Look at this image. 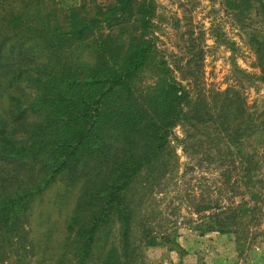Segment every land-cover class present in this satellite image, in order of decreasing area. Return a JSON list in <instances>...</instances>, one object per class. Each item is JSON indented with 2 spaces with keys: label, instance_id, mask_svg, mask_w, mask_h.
Here are the masks:
<instances>
[{
  "label": "trees",
  "instance_id": "1",
  "mask_svg": "<svg viewBox=\"0 0 264 264\" xmlns=\"http://www.w3.org/2000/svg\"><path fill=\"white\" fill-rule=\"evenodd\" d=\"M154 14L153 0H0V264L46 248L32 204L56 181L78 190L54 264H142L182 227L232 233L240 259L264 243V108L238 87L198 86L189 60L173 75ZM251 42L264 84V38ZM171 182L181 208L158 217L149 203Z\"/></svg>",
  "mask_w": 264,
  "mask_h": 264
},
{
  "label": "rangeland",
  "instance_id": "2",
  "mask_svg": "<svg viewBox=\"0 0 264 264\" xmlns=\"http://www.w3.org/2000/svg\"><path fill=\"white\" fill-rule=\"evenodd\" d=\"M56 1L61 7L79 5L91 8L95 4H109L113 0ZM153 4L152 35L158 56L167 61L173 75L181 78L183 72L180 68L189 60L190 65L183 67V70L186 73L198 72L195 75L198 86L205 90L238 87L250 110L261 111L264 108V84L257 80L260 68L251 45L252 39L264 38V0H249L248 4L241 0H153ZM103 33L105 36L102 37H105L103 39L111 49L115 45L119 47L125 38L118 29ZM145 81L150 83L147 79ZM183 134L181 127L174 129L177 137ZM171 144L176 146L182 168L188 159L175 139ZM173 187L174 183L171 182L165 193L155 195L154 203H149L155 215L159 211L158 217L171 218L170 207L176 204L180 207L179 198H174L171 192ZM77 190L76 186L70 187L56 181L35 199L31 215L33 232L35 236L42 237L46 230H50L51 240L45 249L41 245L23 262L9 259L4 264L55 263ZM180 212L185 213L184 210ZM164 226L167 230L171 228L167 222ZM178 230L175 239L177 246L158 242L154 246L144 247L142 264H264V243L254 246L245 259H240L230 232L197 235L183 227Z\"/></svg>",
  "mask_w": 264,
  "mask_h": 264
}]
</instances>
